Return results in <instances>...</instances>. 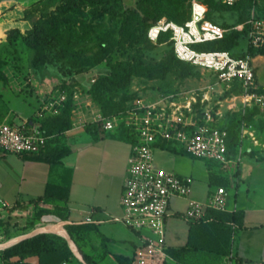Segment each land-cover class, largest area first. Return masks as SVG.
<instances>
[{
  "label": "built area",
  "instance_id": "built-area-1",
  "mask_svg": "<svg viewBox=\"0 0 264 264\" xmlns=\"http://www.w3.org/2000/svg\"><path fill=\"white\" fill-rule=\"evenodd\" d=\"M212 1L235 6L246 0ZM248 1L250 18L234 27H223L209 20L210 7L206 0H189L190 17L183 23L162 17L150 27L151 41L157 43L163 33L169 34L176 57L200 70L203 84L198 88L139 95L125 110L110 116L103 114L89 91L74 93L75 119L101 122L104 131L125 129L129 134L131 153L121 198L123 214L109 219L123 222L136 233L132 264H166L171 258L166 237L168 218L174 214L172 201L175 197L187 198L193 191L194 178L160 167L156 162L157 151H175L179 145L194 158L217 161L224 169L232 165L236 171L242 163L243 147L230 157L229 131L218 125L227 113L240 114L241 140L249 137L254 145L260 144L253 123L246 117L256 111L254 118L264 120V83L259 81L255 65V61L264 60V0ZM233 30L245 32L248 46L243 55L230 50L194 48L223 39ZM97 78L98 73H94L89 85ZM67 98L64 93L55 102H45L32 117L0 123V152L22 155L44 150L49 135L40 119L46 110L57 112L55 104L63 106ZM229 196L228 188L218 185L209 192L206 201L190 199L182 216L187 221L202 220L209 209L228 211ZM90 212L94 214L97 210ZM224 258L226 264H238L234 252Z\"/></svg>",
  "mask_w": 264,
  "mask_h": 264
},
{
  "label": "crops",
  "instance_id": "crops-1",
  "mask_svg": "<svg viewBox=\"0 0 264 264\" xmlns=\"http://www.w3.org/2000/svg\"><path fill=\"white\" fill-rule=\"evenodd\" d=\"M37 1L39 0H0V47L9 44V29L19 27L26 31L30 28V22L23 19L24 9ZM35 70L39 74L34 79L33 87H38L36 93L40 97L37 99L26 96V100L36 104L35 110H38L46 98L43 92L52 86L53 79L45 72L47 68ZM9 96V93L0 94V123L31 117V114L22 113L27 112V101ZM113 133L115 132L110 136L101 133L95 138L81 126L68 130V146L71 151L55 163L0 152V209L25 208L27 205H34L33 200L47 196L49 202H40V206L59 207L69 214L71 218L61 220L62 225L69 223L75 226V236L82 247L92 245L91 248L96 253H87L97 264H125L117 256L128 259L129 264H132L137 244L136 233L123 222L109 219L110 216L123 214L121 198L131 153L130 143ZM157 164L188 175L179 169L177 163L171 166L159 162ZM262 170L260 165L247 168L241 163L240 177H234L232 183L236 190L230 192V206L228 211H224H237L240 216L241 227L235 226V237L229 252H234L238 264H264V192L258 190V186L264 184ZM206 177L208 176L205 179ZM245 184L247 188L242 190ZM203 185L197 182L189 197L173 199L174 214L167 221L168 247L184 246L189 241L191 226L187 225L186 219H180L175 213H184L190 199L206 201L209 187L203 193ZM92 209L97 212L92 214ZM55 217L58 218L57 215ZM28 262L40 264L41 257L32 256L28 258Z\"/></svg>",
  "mask_w": 264,
  "mask_h": 264
},
{
  "label": "rangeland",
  "instance_id": "rangeland-1",
  "mask_svg": "<svg viewBox=\"0 0 264 264\" xmlns=\"http://www.w3.org/2000/svg\"><path fill=\"white\" fill-rule=\"evenodd\" d=\"M208 2L210 5L213 4L212 0H208ZM123 3L127 7H135L139 9V11L143 15H148L151 18H153L157 14L156 11H164V5L161 4L159 0H123ZM219 6L220 7L212 14L213 19L209 17L208 19L223 27H234L240 24L242 18L245 20L250 18L252 13L251 7L248 4H244L242 6L241 4H238L236 7L226 5ZM178 11L181 21L187 19L190 14L189 0L182 2ZM161 16L165 17L166 15L162 14ZM73 21L77 22V28L72 31V34L65 33L66 36L64 38V41H66V43L70 47H72L75 52L78 53V65H72L71 69L70 67H68V65L70 64L67 63H64L63 67L60 66V63L47 67V70H45V72L51 76L53 82L52 86L43 92V96L46 98L44 99L45 101L40 105L43 106L45 102H55L56 99H58L62 94L72 92V109L67 118H65L66 121L70 123L71 129L75 127L78 128L80 126L86 128L88 125L96 124L98 125V130L104 131L101 122L92 123L86 120H79L74 118L76 117V114L73 111L76 106L74 93L76 90L90 92V77L94 73H98V77L100 75H106L110 72L111 63L140 58L141 61L145 64H155L160 63L165 59H171L174 64L178 65L179 69L185 70L189 68V65L187 63L180 64L177 62V59L174 56L169 44H156L145 37L142 31H138L135 34L136 36H134L131 31L133 28L138 26V23L135 20L133 21L130 29L125 32V35L122 34L121 31L122 19L118 18L116 20H113L108 15H106L103 19H93L89 12V7L85 8L84 14L74 15ZM237 32L239 31L233 30L229 33ZM239 38V45L235 47L234 50L236 52L242 53L247 48L248 43L246 37L243 34L240 35ZM194 48L200 51L210 48V46L196 45L194 46ZM0 55L4 58V72L7 77V80L5 82L0 81V94L2 93V95H4L5 93H9V97H16L21 101H27L25 103L27 112L22 111V113L31 114L32 117L36 111L35 108H37V105H33V103L28 102L26 98H31V96H34L38 99L40 97L36 93L38 87H33L34 79H36L37 74H39V71L35 70L36 68H34L31 63L33 53L29 51L25 47V45L19 43L15 46L7 44L0 47ZM255 65L257 67L256 71L258 79L261 83H264V60L259 59L255 61ZM82 66L85 67L86 73L77 76L82 82L78 83L77 85H72L71 75L77 74V71ZM195 68L197 69V67ZM202 84L203 81L195 75L180 78L176 77L172 73H168L164 78L153 79L136 76L133 78L129 87L111 90L106 93V96L111 97L114 102L127 105L130 102L133 94L155 96L167 89H195ZM91 98H93L96 104L101 107V105L95 100L94 97ZM55 107L58 108L57 112H50L49 110H46V114L40 119L44 126H46V124L53 126L55 118H60L62 117V115L66 114L65 111L67 109V106H61L56 103ZM223 108L225 109V107ZM102 112L104 115H106L103 109ZM228 116L226 118H223L222 121L218 123V125L224 126L225 122L231 123L232 118H229ZM15 121L19 122L20 119L16 118ZM252 123L253 128L256 131V137L259 140L260 144L254 145L253 140L249 137L241 140L239 128L240 143L237 147V153L239 152L240 148L243 147L242 164L247 168L254 165H260L261 167H263L262 171L264 173V121L261 120V118H257L254 119ZM117 131H105V134L110 136L112 132ZM46 133L49 135V139L47 142L48 146L53 143L54 139H59V142L63 141L66 145H68L70 137V135L67 134L68 130H64L62 133L52 132L51 134H49L46 130ZM250 149H253L254 154L249 152ZM156 160L157 162L165 166H171L177 163L179 169H181L185 173H188V175L194 178V184L197 182L204 184L201 187L203 193L205 192L207 187H209L208 192H210L218 186L216 184H208L210 183L211 175L213 174L222 176L229 180V192L236 190L235 186L232 187L233 178L235 177V170L232 165L224 169L217 161L194 158L193 156L183 151V149L179 145L176 146L175 151H157ZM175 172L183 174L178 170H175ZM205 176H208L206 177L207 181L205 179ZM242 187V190L246 189L247 184ZM258 188L259 191L264 192V184L258 186ZM228 206H230V202L228 203ZM52 211H55L54 208H49L47 206L35 207L32 204L27 205L25 208L15 207L0 209V244L11 239H16L36 229L47 227L50 224L62 225L63 221L55 217ZM178 217L182 220H185L183 216ZM187 225L190 227V222H188ZM70 226L71 224L69 223H65L64 225V229L69 233ZM63 238L66 239L65 237ZM208 240L209 239L204 240L205 244H212L211 240ZM23 241H20L19 243L11 246L15 248H12L10 250L8 249L11 247L0 249V264H4L6 261L9 264H12L16 263L17 261L22 262L23 260L29 263L28 258L32 256L25 258L22 257L21 243ZM58 241H60L61 243L63 242L62 240L57 239L56 243H58ZM67 243L69 244L68 241ZM17 245L19 246L16 248ZM91 246V244L84 245L82 249L86 253L94 252ZM15 252H17V254H15ZM96 257L99 258L98 255H96ZM68 261L70 262V264H84L76 254L69 257ZM166 264H226V262L224 257L222 258L216 253L212 254L206 251H201L189 253L185 256L183 263L176 262L172 258H168Z\"/></svg>",
  "mask_w": 264,
  "mask_h": 264
},
{
  "label": "trees",
  "instance_id": "trees-1",
  "mask_svg": "<svg viewBox=\"0 0 264 264\" xmlns=\"http://www.w3.org/2000/svg\"><path fill=\"white\" fill-rule=\"evenodd\" d=\"M152 1V0H150ZM164 6V11H156V15L151 18L148 15H143L139 9L135 7H127L124 5L123 0H39L24 9V20L30 22V28L26 31H22L19 27L9 29L7 31L8 45L15 46L19 43L25 45V47L33 53L31 59L32 66L36 69H45L51 65L60 63L70 64L68 67L72 68V65H78L77 52L70 47L64 38L65 33L72 34V31L77 28V22L73 21V16L78 14H84L85 8L89 7V12L93 19H103L108 15L113 20L122 19V34L130 29L133 21H137L138 26L133 28L131 33L135 34L139 31L143 32L145 37H148V31L159 19L162 18V14L168 20L183 23L189 17L183 21L179 18L180 4L186 0H159ZM157 2V1H156ZM206 2L209 4L208 0ZM242 5L248 4L251 6V2L246 0L239 3ZM238 5V4H237ZM237 5L233 6L236 7ZM210 12L208 17L213 19L212 14L220 6L213 2L209 4ZM245 19H241L244 22ZM245 36V32L227 33L223 39L216 41L201 43L199 45H209L210 48L205 50H230L235 55H243V52H236L235 47L239 45L240 35ZM150 40V39H149ZM153 42V41H152ZM156 44H169L172 52L175 55L172 41H169V34L163 33ZM254 52V51H253ZM177 59L178 63H187L180 59ZM188 69L181 70L178 65L174 64L171 59H165L160 63L145 64L140 58L127 61H117L111 63L110 72L106 75H100L96 82L90 85V93L95 100L101 105L106 116L117 114L125 110L129 103L133 101L138 94H133L130 102L127 105H123L118 102H114L111 97H107L106 93L118 89L127 88L130 86L132 80L136 76L153 78H164L168 73L174 74L176 77H189L195 75L200 78V70L195 66L187 63ZM71 72V71H68ZM86 73L85 67H80L77 74L71 75L72 85L81 83L80 78L77 76ZM7 77L4 72V58L0 55V81H6ZM178 90V88L167 89L161 93H170ZM68 98L65 103L67 109L66 114L60 118H55L53 126L46 124L43 127L49 134L52 132L62 133L64 130L71 129L70 123L66 121L68 114L72 109V92L67 93ZM256 111L251 112L246 118L248 121L253 122L254 114ZM229 115V116H228ZM232 118V122H225L224 126L229 131L228 146L229 156L233 157L237 153V147L240 143L239 139V125L241 117L239 113H227L226 117ZM225 117V118H226ZM261 120H263L261 118ZM264 121V120H263ZM98 125H88L86 130L90 132L95 138L99 137L101 133L105 134V131L98 130ZM114 136L129 142L130 137L125 129L119 130L113 133ZM171 148L170 146H167ZM174 150V149H172ZM71 149L65 142H59V139H54L53 143L42 150L39 153L22 154L24 158H35L40 160H46L51 163L58 162L60 158L68 153ZM254 154L253 151H249ZM241 164L238 165L235 171V177H240ZM223 185L228 188L229 180L218 175H211L210 185ZM35 207H40V202H49L47 196L35 199L32 201ZM55 211H52L60 220H68L69 214L62 208L55 207ZM176 216H182V213H175ZM191 224V234L189 241L186 245L180 247H168V253L176 260L183 262L185 256L191 252L206 251L208 253L217 254L220 257L226 256L233 244V234L235 226L241 227L240 216L237 211L223 212L213 209H209L205 219L202 220H189ZM70 234L76 241L81 253L85 260L89 264H97L93 257L86 253L75 236V226H70ZM62 240L61 243L58 241ZM211 240L212 244H205L204 240ZM54 240V241H53ZM208 240V241H209ZM22 245V257H30L39 255L41 257L40 264H59L63 261H68V258L74 256V252L66 239L55 233H40L33 236L21 243ZM209 245V246H208ZM19 245L16 246V248ZM15 248L11 247L8 250ZM7 250V251H8ZM17 254V252H15ZM22 258V259H23ZM117 258L125 263L129 264V260L122 256ZM16 264H28L24 260L22 262L17 261Z\"/></svg>",
  "mask_w": 264,
  "mask_h": 264
},
{
  "label": "water",
  "instance_id": "water-1",
  "mask_svg": "<svg viewBox=\"0 0 264 264\" xmlns=\"http://www.w3.org/2000/svg\"><path fill=\"white\" fill-rule=\"evenodd\" d=\"M55 233V234H58V235H61L63 237H65L67 239V241L69 242L71 248L73 249V251L75 252V254L78 256V258L84 263V264H89L83 254L81 253L76 241L73 239L72 235L66 231L65 229H60V228H48V227H43V228H39V229H36L32 232H29V233H26L16 239H11L7 242H4L2 244H0V249H6V248H9L17 243H19L20 241H23L25 239H28L30 237H33L35 235H38L40 233Z\"/></svg>",
  "mask_w": 264,
  "mask_h": 264
},
{
  "label": "bare ground",
  "instance_id": "bare-ground-1",
  "mask_svg": "<svg viewBox=\"0 0 264 264\" xmlns=\"http://www.w3.org/2000/svg\"><path fill=\"white\" fill-rule=\"evenodd\" d=\"M48 228H60V229H64V226L61 224H50L49 226H47Z\"/></svg>",
  "mask_w": 264,
  "mask_h": 264
}]
</instances>
